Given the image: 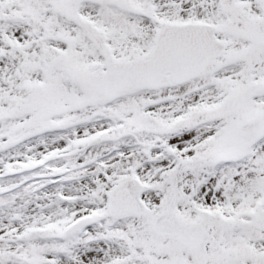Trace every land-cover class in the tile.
Instances as JSON below:
<instances>
[{"label": "snow or ice", "instance_id": "obj_1", "mask_svg": "<svg viewBox=\"0 0 264 264\" xmlns=\"http://www.w3.org/2000/svg\"><path fill=\"white\" fill-rule=\"evenodd\" d=\"M0 264H264V0H0Z\"/></svg>", "mask_w": 264, "mask_h": 264}]
</instances>
